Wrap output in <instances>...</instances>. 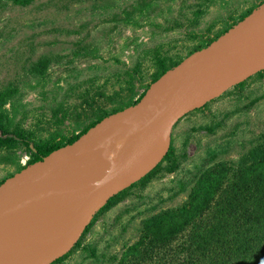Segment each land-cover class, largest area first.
<instances>
[{
	"label": "rangeland",
	"instance_id": "374dc122",
	"mask_svg": "<svg viewBox=\"0 0 264 264\" xmlns=\"http://www.w3.org/2000/svg\"><path fill=\"white\" fill-rule=\"evenodd\" d=\"M260 2L33 0L19 6L0 0V87L20 84L16 120L43 138L65 129L55 123L54 111L63 105L80 110L85 89L125 95L120 89L126 72L136 64L143 81H149L154 65L148 50L160 47L173 59L184 58L201 40L199 33L208 28L216 32L227 16L236 17ZM125 12L134 22L125 19ZM82 46L93 54L78 53ZM42 57L49 59L45 73L28 72L29 64ZM170 137L175 170L160 171L145 186L132 187L97 215L78 246L52 264H115L137 240L144 218L186 200L200 170L217 162L234 163L264 140V75L255 74L189 112ZM7 153L0 151V181L15 172ZM16 153L25 163L27 155L21 149Z\"/></svg>",
	"mask_w": 264,
	"mask_h": 264
},
{
	"label": "trees",
	"instance_id": "16d2710c",
	"mask_svg": "<svg viewBox=\"0 0 264 264\" xmlns=\"http://www.w3.org/2000/svg\"><path fill=\"white\" fill-rule=\"evenodd\" d=\"M7 1L13 5L26 6L33 0ZM256 5L248 7L236 17L227 16L224 25L214 33H210L209 28L199 33L201 40L192 51L207 45ZM200 12L197 9L195 14L199 16ZM125 14L126 20L134 22L130 13ZM80 51L82 54H93L84 46L78 53ZM147 54L154 65L148 82L143 81L140 65L136 64L126 72L125 85L120 89L126 92L125 95L119 94V91L108 95L104 91L91 93L85 89L80 96L83 101L80 110H70L63 105V110L59 108L54 111L55 123L63 124L65 129L43 138L16 120L14 100L20 91V84L12 81L0 87V151L9 153L5 158L15 165V171L41 159L53 149L72 142L107 114L136 102L152 81L183 58L173 59L161 52L160 47L148 50ZM48 64L49 59L42 57L30 63L27 70L41 76ZM256 75L263 76L264 70ZM244 82L235 87H241ZM20 149L27 155L25 163L20 162V155L16 153ZM177 164V156L170 145L162 161L153 170L109 198L83 235L100 212L116 204L132 187L145 186L158 172H172ZM79 244L80 239L73 248ZM115 264H264V140L251 147L234 163L217 162L200 170L186 200L179 206L160 210L144 218L137 240L126 246Z\"/></svg>",
	"mask_w": 264,
	"mask_h": 264
},
{
	"label": "water",
	"instance_id": "95a60500",
	"mask_svg": "<svg viewBox=\"0 0 264 264\" xmlns=\"http://www.w3.org/2000/svg\"><path fill=\"white\" fill-rule=\"evenodd\" d=\"M236 38L239 40L237 53L214 64L205 81L185 92L161 87L169 86L184 69L202 62L212 49ZM263 70L264 1L207 45L164 71L136 102L107 114L72 142L4 178L0 182V225L9 214L37 203L58 178L81 163L144 145L150 150L141 165L128 171L116 185L104 189L86 205L80 222L63 247L47 251L7 249L0 252V262L52 264L63 257L110 197L141 179L162 161L171 145V131L180 119Z\"/></svg>",
	"mask_w": 264,
	"mask_h": 264
},
{
	"label": "bare ground",
	"instance_id": "6f19581e",
	"mask_svg": "<svg viewBox=\"0 0 264 264\" xmlns=\"http://www.w3.org/2000/svg\"><path fill=\"white\" fill-rule=\"evenodd\" d=\"M238 44L236 38L217 46L202 62L184 69L169 86L161 87L185 92L205 81L214 64L237 53ZM149 151V146L144 145L77 165L58 178L37 203L5 218L0 225V252L7 249L47 251L63 247L80 222L86 205L101 191L116 185L128 171L141 165ZM0 264L20 263L4 261Z\"/></svg>",
	"mask_w": 264,
	"mask_h": 264
}]
</instances>
